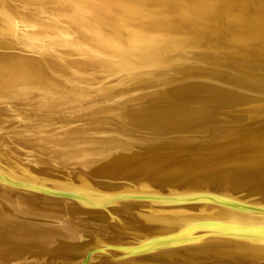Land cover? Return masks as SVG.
<instances>
[{
    "label": "bare ground",
    "instance_id": "6f19581e",
    "mask_svg": "<svg viewBox=\"0 0 264 264\" xmlns=\"http://www.w3.org/2000/svg\"><path fill=\"white\" fill-rule=\"evenodd\" d=\"M0 264H264V0H0Z\"/></svg>",
    "mask_w": 264,
    "mask_h": 264
}]
</instances>
